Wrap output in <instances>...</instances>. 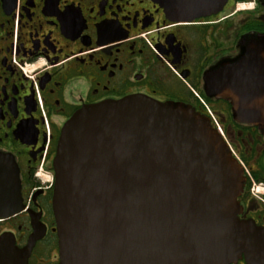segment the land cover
Returning a JSON list of instances; mask_svg holds the SVG:
<instances>
[{
    "label": "flooded vegetation",
    "instance_id": "flooded-vegetation-1",
    "mask_svg": "<svg viewBox=\"0 0 264 264\" xmlns=\"http://www.w3.org/2000/svg\"><path fill=\"white\" fill-rule=\"evenodd\" d=\"M161 1L0 0V155L18 170L24 206L0 219V241L21 249L39 222L27 264H59L54 182L39 165L53 175L62 127L85 106L132 96L202 115L198 98L205 102L243 171L239 219L264 228V195L250 192L251 180L264 187V59L247 58L264 39V0H227L187 18L168 15ZM224 94H254L259 116L234 119Z\"/></svg>",
    "mask_w": 264,
    "mask_h": 264
},
{
    "label": "water",
    "instance_id": "water-1",
    "mask_svg": "<svg viewBox=\"0 0 264 264\" xmlns=\"http://www.w3.org/2000/svg\"><path fill=\"white\" fill-rule=\"evenodd\" d=\"M226 1L161 3L187 18ZM256 43L247 58L264 59V39ZM224 95L234 119L259 116L254 94ZM52 169L59 264H264V228L239 219L243 171L189 106L135 96L85 106L62 127ZM23 209L18 170L0 155V219ZM32 228L21 249L1 239L0 264H27L43 235L39 222Z\"/></svg>",
    "mask_w": 264,
    "mask_h": 264
},
{
    "label": "built area",
    "instance_id": "built-area-1",
    "mask_svg": "<svg viewBox=\"0 0 264 264\" xmlns=\"http://www.w3.org/2000/svg\"><path fill=\"white\" fill-rule=\"evenodd\" d=\"M204 105V108L207 112V114L209 115V117L211 118V121H212V124L216 127V129L218 130V132L220 134H223L222 132V127L221 125L219 124V121L217 120L216 116L212 113V111L205 105ZM42 167H43V163L40 164V169L39 170H42ZM45 177L48 178V175L45 174ZM251 191L253 193H262L264 191V187H261V186H257L255 185L254 183H252V186H251Z\"/></svg>",
    "mask_w": 264,
    "mask_h": 264
},
{
    "label": "rangeland",
    "instance_id": "rangeland-1",
    "mask_svg": "<svg viewBox=\"0 0 264 264\" xmlns=\"http://www.w3.org/2000/svg\"><path fill=\"white\" fill-rule=\"evenodd\" d=\"M218 120V119H217ZM219 121V120H218ZM220 122V121H219ZM220 124V123H219ZM221 125V124H220ZM222 126V125H221ZM223 132H224V136L226 137V135H225V131H224V129H223Z\"/></svg>",
    "mask_w": 264,
    "mask_h": 264
}]
</instances>
